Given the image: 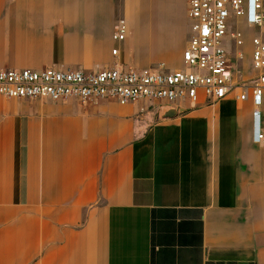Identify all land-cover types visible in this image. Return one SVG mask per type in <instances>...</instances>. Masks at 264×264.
Here are the masks:
<instances>
[{"label": "crops", "instance_id": "1", "mask_svg": "<svg viewBox=\"0 0 264 264\" xmlns=\"http://www.w3.org/2000/svg\"><path fill=\"white\" fill-rule=\"evenodd\" d=\"M187 9L186 0H0V67L181 68ZM121 22L127 36L116 42ZM162 107L0 95V264H264L252 101L201 93L170 117Z\"/></svg>", "mask_w": 264, "mask_h": 264}, {"label": "built area", "instance_id": "2", "mask_svg": "<svg viewBox=\"0 0 264 264\" xmlns=\"http://www.w3.org/2000/svg\"><path fill=\"white\" fill-rule=\"evenodd\" d=\"M190 40L183 52L184 65L168 70L159 67H135L115 63L92 70L50 66L42 69L0 67V95L8 99H32L46 102L117 101L126 105L148 101L160 106L198 104L201 93L208 103L227 97L240 102L251 100L253 139L264 145V36L251 39L252 78L235 86L236 71L231 45L244 42L237 22L264 29V0H189ZM121 22L113 39H126ZM118 47L113 49L117 55ZM238 58L243 57L238 53Z\"/></svg>", "mask_w": 264, "mask_h": 264}, {"label": "rangeland", "instance_id": "3", "mask_svg": "<svg viewBox=\"0 0 264 264\" xmlns=\"http://www.w3.org/2000/svg\"><path fill=\"white\" fill-rule=\"evenodd\" d=\"M188 3L189 0H186V5L188 8ZM188 22H190V19H188ZM238 28L244 33V42L243 44L239 45L237 44L236 41L233 42L231 45L232 50H231V56L233 58V65L236 71V76H235V86L239 85L241 86L244 81H249L250 78L253 77L254 71L251 68V62L248 57V54L252 52V45H251V39L254 36V34H262L264 36V29H255L251 26L246 25L243 22H237ZM180 33L177 34L178 39H181V42L184 44V47H186L189 39H190V23L188 26L186 24H182ZM141 39L143 40L144 43H149L150 39V34L145 33L140 35ZM238 53H242L243 57L238 58L237 55ZM163 62H158L150 67H159V65ZM166 62H164L165 64ZM178 64H180L178 61H173L170 63L168 66V63H166L165 67L170 70L175 69ZM247 83H250L248 82Z\"/></svg>", "mask_w": 264, "mask_h": 264}, {"label": "water", "instance_id": "4", "mask_svg": "<svg viewBox=\"0 0 264 264\" xmlns=\"http://www.w3.org/2000/svg\"><path fill=\"white\" fill-rule=\"evenodd\" d=\"M166 109H169V110H167V112L165 113V116H166V117H170V116H172V114H174L175 112H182V111L184 110L183 107L178 106V105H175V104L163 105V107H162V112L166 111Z\"/></svg>", "mask_w": 264, "mask_h": 264}]
</instances>
